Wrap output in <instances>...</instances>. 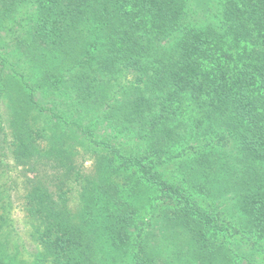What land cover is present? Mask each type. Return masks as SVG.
I'll return each instance as SVG.
<instances>
[{
    "label": "trees",
    "instance_id": "obj_1",
    "mask_svg": "<svg viewBox=\"0 0 264 264\" xmlns=\"http://www.w3.org/2000/svg\"><path fill=\"white\" fill-rule=\"evenodd\" d=\"M69 133L106 155L91 173ZM5 146L54 175L24 198L33 264H264V0H0Z\"/></svg>",
    "mask_w": 264,
    "mask_h": 264
},
{
    "label": "rangeland",
    "instance_id": "obj_2",
    "mask_svg": "<svg viewBox=\"0 0 264 264\" xmlns=\"http://www.w3.org/2000/svg\"><path fill=\"white\" fill-rule=\"evenodd\" d=\"M48 127L49 129L46 133L51 136L52 132L50 130L54 129L53 125L49 124ZM69 134L71 146L66 149L71 152L73 151L76 155H80L77 157L76 166L78 169L82 170L85 174L91 173L94 166H96V161H98L101 156L106 155H103V152L100 151L95 153L85 152V147L81 145V141L77 138L76 134ZM48 146H50V142L48 141L40 143L41 148ZM194 152L195 151H193V153ZM176 165L177 164H170L165 166V175L170 180H173L177 174ZM35 167L36 170L34 173L29 172V170L23 166H19L18 163L14 161L9 147H0V218L4 215L6 222L5 224L1 222L2 225H0V243L4 245V243L8 241L9 252L19 256L23 261L29 262L30 264H33L35 261L37 253L40 252L41 257H43L44 253L40 243L30 236L31 232H34V228H32L34 227V223L32 221L33 218L26 215L24 198L27 193V187L30 186L29 180L42 179L45 183H50L54 176L47 161L40 160ZM61 182H64V190H66L67 193L69 192L68 195L71 197L67 203L69 209L71 211L81 212L83 201L81 200L80 186L69 181L67 178H62ZM142 200H144V198ZM166 206H168V201L160 203L158 209L161 210ZM150 219L151 213L142 209V212L138 215V232L139 229L146 230L150 227ZM7 224H9V226H6ZM149 230L156 236L166 232L162 231L157 223L154 225L152 224ZM234 236L238 240L239 236L235 233ZM240 239L244 243L250 242L247 235ZM224 240L227 242L229 238H224ZM159 251L165 260L171 254V249L164 243L159 247Z\"/></svg>",
    "mask_w": 264,
    "mask_h": 264
}]
</instances>
